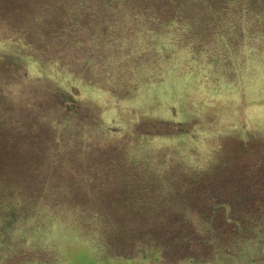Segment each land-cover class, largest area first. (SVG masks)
Masks as SVG:
<instances>
[{
	"label": "rangeland",
	"instance_id": "rangeland-1",
	"mask_svg": "<svg viewBox=\"0 0 264 264\" xmlns=\"http://www.w3.org/2000/svg\"><path fill=\"white\" fill-rule=\"evenodd\" d=\"M0 264H264V0H0Z\"/></svg>",
	"mask_w": 264,
	"mask_h": 264
},
{
	"label": "trees",
	"instance_id": "trees-1",
	"mask_svg": "<svg viewBox=\"0 0 264 264\" xmlns=\"http://www.w3.org/2000/svg\"><path fill=\"white\" fill-rule=\"evenodd\" d=\"M195 1H198V0H195ZM249 228H251V225L249 226Z\"/></svg>",
	"mask_w": 264,
	"mask_h": 264
}]
</instances>
